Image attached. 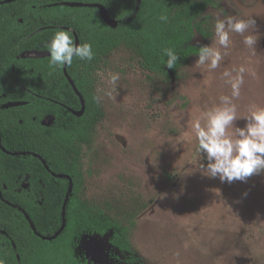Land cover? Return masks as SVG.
Listing matches in <instances>:
<instances>
[{
	"label": "trees",
	"instance_id": "16d2710c",
	"mask_svg": "<svg viewBox=\"0 0 264 264\" xmlns=\"http://www.w3.org/2000/svg\"><path fill=\"white\" fill-rule=\"evenodd\" d=\"M217 6L218 0H0V99L12 103L0 102V134L13 153L0 151V264H89L77 253L86 235L112 233L114 247L132 251L134 221L106 216L82 197L83 148L103 118L92 75L119 49L153 73L178 75L198 55L195 36H209L206 13ZM59 28L94 52L93 60L74 57L67 67L85 99L82 115L65 67L49 66L46 45ZM168 49L179 56L172 69L165 66Z\"/></svg>",
	"mask_w": 264,
	"mask_h": 264
},
{
	"label": "rangeland",
	"instance_id": "374dc122",
	"mask_svg": "<svg viewBox=\"0 0 264 264\" xmlns=\"http://www.w3.org/2000/svg\"><path fill=\"white\" fill-rule=\"evenodd\" d=\"M246 2L250 7L254 0ZM217 10L237 15L218 0L206 13L210 34H197L196 46H211L216 21L208 14ZM252 18L255 54L234 34L215 70L197 66L196 55L178 75L166 76L119 49L92 75L103 118L83 148L82 197L134 227L131 252L114 247L112 233L84 236L77 253L89 264H264V174L232 184L202 177L189 123L220 105L221 96L231 97L226 70L244 81L232 99L237 126H244L253 104L264 106V15ZM111 74H119L115 85Z\"/></svg>",
	"mask_w": 264,
	"mask_h": 264
},
{
	"label": "clouds",
	"instance_id": "9594fccd",
	"mask_svg": "<svg viewBox=\"0 0 264 264\" xmlns=\"http://www.w3.org/2000/svg\"><path fill=\"white\" fill-rule=\"evenodd\" d=\"M227 4L237 15L232 16L218 10L208 14L215 17V35L211 46L199 47L197 66L204 65L209 70L217 69L229 54L234 34L243 38L242 43L248 50L253 54L256 52L259 36L255 34L256 20L252 17L254 14L264 15V0H254L250 7L246 0H239V4L236 0H227ZM160 19L167 21L168 17L161 16ZM46 47L50 53L51 68L71 67L74 57L87 61L94 58L92 45L77 44L71 29H57ZM166 55L168 59L165 66L174 68L179 56L172 49L166 50ZM238 71L243 73L244 68L241 67ZM222 78L231 87V97L221 96L220 105L202 112L198 119L189 121L195 137V151L200 157L197 164L204 178L218 179L222 184H232L234 181L247 183L249 177L264 174V106L253 104L249 115L243 118L244 126H237V106L232 103V99L240 96L243 76L234 77L226 70ZM118 80L119 74H111L110 82L113 85ZM94 99L99 102L100 97ZM229 129H233L231 134ZM244 195L246 197L248 193Z\"/></svg>",
	"mask_w": 264,
	"mask_h": 264
},
{
	"label": "flooded vegetation",
	"instance_id": "af4514ba",
	"mask_svg": "<svg viewBox=\"0 0 264 264\" xmlns=\"http://www.w3.org/2000/svg\"><path fill=\"white\" fill-rule=\"evenodd\" d=\"M33 20V22L32 23H36L37 24V20H34V19H32ZM44 21V20H43ZM54 21H57L58 23L59 22H62V20H54ZM38 56H45V55H48L47 53H44L43 52V54H37ZM77 74H75L74 76H76ZM76 78V77H75ZM72 79V78H71ZM67 80H68V83H69V85L73 88V85H72V83H71V80H69V78H67ZM73 80V79H72ZM67 95L68 96H70V92H68L67 93ZM0 102L2 103V99H0ZM3 104V107H9L12 103H2ZM63 104L61 103V100H60V102H59V106H62ZM2 107V108H3ZM65 107H66V109L67 110H69V109H71V108H69L67 105H65ZM73 112H76L75 110H72ZM51 117H49L48 118V121L49 122H51ZM5 133V132H4ZM2 135L0 134V151H2L3 152V154H9V155H11V154H13V153H11L8 149H6L3 145H2V143H1V141H2ZM9 143H11L10 142V140H9Z\"/></svg>",
	"mask_w": 264,
	"mask_h": 264
},
{
	"label": "water",
	"instance_id": "95a60500",
	"mask_svg": "<svg viewBox=\"0 0 264 264\" xmlns=\"http://www.w3.org/2000/svg\"><path fill=\"white\" fill-rule=\"evenodd\" d=\"M71 5H72V6H76L77 4H76V3H72ZM80 5H81V4H80ZM103 15H104V17L106 18V20H107L111 25L115 26V22L109 17V15H108L106 12H103ZM76 37H77V38H76V43H77V44H80L79 37H78V36H76ZM65 73H66L67 77L70 79V76L68 75V72H67V66L65 67ZM71 83H72V85H73L75 91L77 92V94L80 96V98H81V100H82L83 109H82L81 112L78 113V115H82L83 112H84V110H85V108H86L85 99H84L83 95L78 91L76 85H75L72 81H71ZM60 177H66V176H65V175H60Z\"/></svg>",
	"mask_w": 264,
	"mask_h": 264
}]
</instances>
